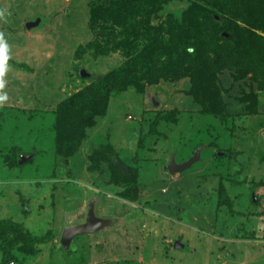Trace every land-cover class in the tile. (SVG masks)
Returning a JSON list of instances; mask_svg holds the SVG:
<instances>
[{
  "label": "rangeland",
  "instance_id": "rangeland-1",
  "mask_svg": "<svg viewBox=\"0 0 264 264\" xmlns=\"http://www.w3.org/2000/svg\"><path fill=\"white\" fill-rule=\"evenodd\" d=\"M0 13L10 56L0 89L8 96L0 102V198L20 188L33 209L19 213L22 202L7 196L0 219L20 214L38 237L55 232L50 243L10 233L0 239V264H113V256L120 264H264V0H0ZM198 41L192 57L218 63L192 76L179 61ZM240 45L248 46L242 55ZM133 63L143 69L132 74ZM125 74L141 76L144 90L110 93L77 172L67 180L69 164L53 175L62 167L58 107L90 105L92 87ZM16 152L28 158L13 167ZM119 164L139 175L135 199L113 180ZM95 193L104 197L100 211L128 214L132 224L78 235L65 249V227L85 222ZM182 238L189 247L175 250ZM132 239L140 248L123 249Z\"/></svg>",
  "mask_w": 264,
  "mask_h": 264
},
{
  "label": "trees",
  "instance_id": "trees-1",
  "mask_svg": "<svg viewBox=\"0 0 264 264\" xmlns=\"http://www.w3.org/2000/svg\"><path fill=\"white\" fill-rule=\"evenodd\" d=\"M185 29L187 33H191L189 29H187V25H185ZM130 39L134 38L132 37V34H130ZM219 43L217 41L216 37H213L209 40V46L212 47L213 45ZM203 45L198 41V45H189V48L187 49L188 55L186 60L184 61H179L180 64L184 65V69L189 70V72L192 74V76H195L197 74H200L201 72H205L208 70V63L212 65V67H215L217 65V61H204V57H198V55H195L192 57V52L194 51V48L197 50V47H202ZM207 47V46H206ZM248 46L245 45H240L239 48V55H242L245 53V48ZM189 49H193V51H189ZM208 47H207V52H205V57L207 59L209 58V53ZM259 53H262L259 51ZM190 57V58H189ZM142 61V59L140 60ZM190 61L191 66L187 67L185 66L186 62ZM198 63H197V62ZM133 68L134 70L132 71V74L137 72V68L139 66L143 65H137L133 63ZM175 67V66H174ZM177 68V67H176ZM131 74V77L129 74H125L126 77H123L122 75H115V77H110L106 81V85L104 87V90L98 89L96 90L95 87H92L90 91L91 93H88L87 96L85 97L86 102H89L90 105L86 104L83 107H81V104L79 103L78 105H74L73 103L69 102H63L62 103V108L59 106L58 109L55 112V118H54V123H53V131L55 133V152H56V164L57 166L62 164V167L60 169L55 168V172H53L55 175L58 171H60L64 166L71 165L73 167L66 172L65 178L68 180L69 177L71 178L70 174L73 172H77L75 168L78 166L76 162H74L76 159H79L80 153L83 149V145L85 140L88 139L89 131L90 128L97 125L98 121L96 120V117L100 116L99 118H104L108 115L109 113V107L111 106V94L114 91H119V92H126L132 90V88H138L136 91L137 93H140V91L144 90V84L142 83V77H133ZM189 75V74H188ZM111 87V88H110ZM134 90V89H133ZM135 91V90H134ZM110 94V97H109ZM217 99V98H215ZM206 112V111H205ZM89 129V131H88ZM16 145V144H15ZM18 149V148H17ZM83 159V158H82ZM88 162H93V154L90 152L88 154V157H86V160ZM22 161L20 160L19 154H17L14 157L13 162L11 163V166H21ZM116 169L120 173L119 175H115L113 177V180L117 181V184L123 188L125 192L128 193V196L130 198L133 197H138V192H139V186H140V178L139 175L135 176V170L132 168L130 169V173L125 174L122 168L121 164L116 165ZM81 170V168H80ZM73 171V172H71ZM138 173V172H136ZM42 182L39 181V184L41 185ZM32 186V185H31ZM31 186L28 187L27 193H31ZM37 192H40L36 188ZM16 192H9V194H4V196H1L0 201L4 204H7V196L14 200L17 198L16 203H12L13 205L17 206L18 203L20 204L22 202V207L20 206V211L19 213H31L32 208L26 205V203L23 202L25 201L24 198H30L27 197L25 192H22L20 188H17L16 190H12ZM76 195V194H75ZM230 199L228 198L227 201L225 202L226 204H229ZM43 205H39V207H46L44 203H40ZM27 206V207H26ZM50 209V208H49ZM15 214V213H14ZM14 214L13 216H10L9 218H3L0 219V239L1 241L6 244L4 238L9 237L10 233L12 235H25V237H19V238H26L28 240H34V243L36 242H45V243H50L49 241L53 239V231L50 232V234L43 236V237H38L35 235L29 227L25 226L22 223H19L21 221V216L20 214L18 215V218H15ZM56 228V227H54ZM66 228V227H65ZM54 230V229H53ZM63 236V235H62ZM13 238V237H12ZM35 249L33 250V252ZM11 258L10 260H12ZM10 261H6L4 264H8ZM12 262V261H11Z\"/></svg>",
  "mask_w": 264,
  "mask_h": 264
},
{
  "label": "water",
  "instance_id": "water-1",
  "mask_svg": "<svg viewBox=\"0 0 264 264\" xmlns=\"http://www.w3.org/2000/svg\"><path fill=\"white\" fill-rule=\"evenodd\" d=\"M40 21H41L40 19H37L33 22H29V23H27V27L30 28L33 26H37V25H39ZM27 158L28 157H25V156L20 157L22 162L27 160ZM193 161H194V159H190L189 161H187L183 164L173 163L170 166V170L174 171V172L179 171V170H183L185 168H188L193 163ZM173 167H175V168H173ZM121 168L123 170H125V172H128V168H126L123 164H121ZM114 223H116L115 219L98 217L95 213V209H94V206L92 204L90 206L89 213L87 215V219L85 222L77 224V225L68 226L65 228V230L63 232V236H62V244H63L65 249H69L71 244H72V241L78 235L86 234V233L99 232V231L105 229L106 227L112 226ZM175 246L177 248H182V247L184 248V245L181 244L180 241H177Z\"/></svg>",
  "mask_w": 264,
  "mask_h": 264
},
{
  "label": "crops",
  "instance_id": "crops-1",
  "mask_svg": "<svg viewBox=\"0 0 264 264\" xmlns=\"http://www.w3.org/2000/svg\"><path fill=\"white\" fill-rule=\"evenodd\" d=\"M21 157V156H20ZM30 158V157H29ZM31 158H32V156H31ZM24 163V162H23ZM101 193V192H100ZM100 193H95V194H93L92 195V197L90 198V200H89V203H90V201L91 200H94V202L92 203L93 204V206H94V209H95V213H96V215L98 216V217H102V218H110V219H115V218H112V217H114V216H109V214H105L104 212H102V211H100V204H101V201H102V199H104V197H103V195L102 194H100ZM113 200H115L116 199V197L114 196V197H111ZM87 201V200H86ZM92 204H87L88 206V212H87V214H86V219H87V215H88V213H89V207L92 205ZM141 205L140 206H136V207H134L133 208V210H134V212L136 213L138 210H140L141 209ZM130 211V210H129ZM129 211H127V212H129ZM182 212H184L183 210H182ZM128 218V219H126V220H123L124 218ZM135 218H136V216H135ZM86 219H85V221H86ZM118 219V218H117ZM131 220H134V218H132L131 216H129L128 214L125 216V217H123V218H120V219H118V220H116V223L115 224H117L118 226H119V228H121V230H123L124 229V227L128 224H132L131 223ZM167 222V221H166ZM83 223V222H82ZM164 223L165 222H161V223H159V225H161V226H163L164 225ZM78 224V223H77ZM109 227H111V226H109ZM109 227H106L107 229L109 228ZM104 231V229L103 230H101V232H103ZM177 241H180L181 242V244H183L184 243V240H183V238H182V240H176V242ZM176 242H175V245H176ZM121 243V242H120ZM127 243V242H126ZM126 243H124V245H123V249H125V247L126 248H129V246H132V243H134V245H135V247H138V248H140V245H141V243H140V240H137V239H132L131 241H130V245L129 244H126ZM184 248L182 247V248H177V247H175V250H185L186 249V246H188L187 245V243L185 242L184 244ZM180 246V245H179ZM189 247V246H188ZM108 248V247H107ZM126 251H127V249H126ZM126 251H124L126 254L128 253V252H126ZM133 251H134V248H133ZM143 253V254H142ZM184 254V252L183 253H181L180 255H183ZM144 255V256H143ZM127 258H129V256H127ZM126 258V259H127ZM142 260H143V262H145V260H148L147 259V257H146V255H145V252H143L142 250H141V257H140ZM141 259H139L140 260V262L138 261V263H141L142 261H141ZM109 260H110V262H112L113 264H120L119 262H117V263H115V260H117V261H119V260H122V257H112V258H109ZM207 262H208V260H205V264H207ZM142 264V263H141ZM144 264H146V263H144Z\"/></svg>",
  "mask_w": 264,
  "mask_h": 264
},
{
  "label": "clouds",
  "instance_id": "clouds-1",
  "mask_svg": "<svg viewBox=\"0 0 264 264\" xmlns=\"http://www.w3.org/2000/svg\"><path fill=\"white\" fill-rule=\"evenodd\" d=\"M2 15V13H0ZM189 51H193V49H189ZM9 45L3 33H0V89H3L6 85V80L4 79L5 74L8 71L7 61L10 59L9 56ZM8 99L6 93L0 95V102ZM63 245V244H62Z\"/></svg>",
  "mask_w": 264,
  "mask_h": 264
},
{
  "label": "bare ground",
  "instance_id": "bare-ground-1",
  "mask_svg": "<svg viewBox=\"0 0 264 264\" xmlns=\"http://www.w3.org/2000/svg\"><path fill=\"white\" fill-rule=\"evenodd\" d=\"M173 168H175V167H173ZM180 169V168H179Z\"/></svg>",
  "mask_w": 264,
  "mask_h": 264
}]
</instances>
